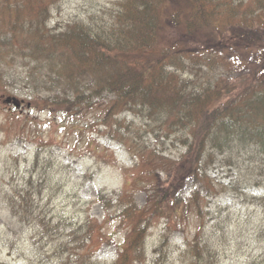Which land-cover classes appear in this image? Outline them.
<instances>
[{"label":"trees","instance_id":"obj_1","mask_svg":"<svg viewBox=\"0 0 264 264\" xmlns=\"http://www.w3.org/2000/svg\"><path fill=\"white\" fill-rule=\"evenodd\" d=\"M58 2L0 0V90L71 120L94 114L125 145L139 171L117 198L129 235L115 263L142 264L146 233L168 199L179 222L191 205L202 216L200 190L182 196L186 180L211 194L209 170L218 165L237 171L235 188L263 185L264 0H109L99 15L55 30L49 22ZM227 50L257 52L245 64ZM168 145L178 154L166 155ZM137 184L150 197L143 207L132 194ZM35 188L14 190L13 216L35 224L33 244L45 239L58 256L69 252L82 264L99 222L88 217L77 229L48 216Z\"/></svg>","mask_w":264,"mask_h":264},{"label":"rangeland","instance_id":"obj_2","mask_svg":"<svg viewBox=\"0 0 264 264\" xmlns=\"http://www.w3.org/2000/svg\"><path fill=\"white\" fill-rule=\"evenodd\" d=\"M108 1L59 0L52 7L49 26L57 30L70 20L99 15ZM167 34L180 36L172 29ZM226 52L244 58L246 64L257 51ZM8 96L0 90V264H79L78 256L69 252L58 256L45 239L33 244L35 224L13 216L8 198L30 182L48 216L67 220L77 229L88 217L99 222V240L82 264H116L129 235L120 224L122 205L117 198L134 185L139 171L134 157L113 132L96 125L99 119L94 114L71 120L58 110L28 105L24 97H18L23 101L19 107L5 103ZM131 119L128 115L125 120ZM168 149L166 155L178 154L179 147L168 145ZM209 173L216 182L215 192L207 194L191 179L182 187L187 198L200 190L202 216L191 205L184 212L188 217L179 222L169 212L172 199H168L167 212L154 219L146 233L142 264H264V175L261 186L235 188L238 173L229 166H211ZM159 175L161 188L168 176L162 171ZM133 190L134 200L145 206L149 195L139 184ZM160 193L166 195L163 189ZM61 239L68 241L65 233Z\"/></svg>","mask_w":264,"mask_h":264},{"label":"water","instance_id":"obj_3","mask_svg":"<svg viewBox=\"0 0 264 264\" xmlns=\"http://www.w3.org/2000/svg\"><path fill=\"white\" fill-rule=\"evenodd\" d=\"M11 101H14V104H15L16 106H19V105H20V103L17 101V99H16L15 97H9V98H7V99L5 100V102H11Z\"/></svg>","mask_w":264,"mask_h":264}]
</instances>
